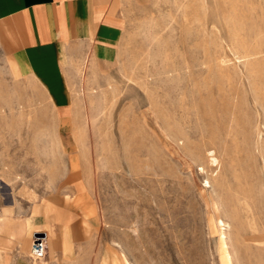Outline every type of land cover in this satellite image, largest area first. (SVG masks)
I'll list each match as a JSON object with an SVG mask.
<instances>
[{
  "label": "rangeland",
  "instance_id": "rangeland-1",
  "mask_svg": "<svg viewBox=\"0 0 264 264\" xmlns=\"http://www.w3.org/2000/svg\"><path fill=\"white\" fill-rule=\"evenodd\" d=\"M109 12L108 43L0 53V264H264V0Z\"/></svg>",
  "mask_w": 264,
  "mask_h": 264
},
{
  "label": "crops",
  "instance_id": "crops-1",
  "mask_svg": "<svg viewBox=\"0 0 264 264\" xmlns=\"http://www.w3.org/2000/svg\"><path fill=\"white\" fill-rule=\"evenodd\" d=\"M109 5L110 0H0V53L18 63H46L95 42L108 43L118 34Z\"/></svg>",
  "mask_w": 264,
  "mask_h": 264
},
{
  "label": "built area",
  "instance_id": "built-area-1",
  "mask_svg": "<svg viewBox=\"0 0 264 264\" xmlns=\"http://www.w3.org/2000/svg\"><path fill=\"white\" fill-rule=\"evenodd\" d=\"M44 237L35 235L32 238L30 245V257L34 260H39L45 256V242Z\"/></svg>",
  "mask_w": 264,
  "mask_h": 264
},
{
  "label": "bare ground",
  "instance_id": "bare-ground-1",
  "mask_svg": "<svg viewBox=\"0 0 264 264\" xmlns=\"http://www.w3.org/2000/svg\"><path fill=\"white\" fill-rule=\"evenodd\" d=\"M211 154H212V153H211ZM210 161H211V163H214V162H216V158L212 157ZM214 164H215V163H214ZM45 236L47 237V234H46ZM53 248H54V247H53Z\"/></svg>",
  "mask_w": 264,
  "mask_h": 264
}]
</instances>
